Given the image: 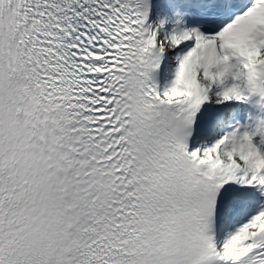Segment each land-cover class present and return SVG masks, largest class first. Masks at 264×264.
I'll use <instances>...</instances> for the list:
<instances>
[{
	"label": "snow or ice",
	"instance_id": "obj_1",
	"mask_svg": "<svg viewBox=\"0 0 264 264\" xmlns=\"http://www.w3.org/2000/svg\"><path fill=\"white\" fill-rule=\"evenodd\" d=\"M0 264H264V0H0Z\"/></svg>",
	"mask_w": 264,
	"mask_h": 264
}]
</instances>
